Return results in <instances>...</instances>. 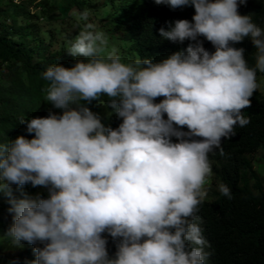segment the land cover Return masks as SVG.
Segmentation results:
<instances>
[{
	"label": "clouds",
	"instance_id": "obj_1",
	"mask_svg": "<svg viewBox=\"0 0 264 264\" xmlns=\"http://www.w3.org/2000/svg\"><path fill=\"white\" fill-rule=\"evenodd\" d=\"M154 2L194 7L191 21L159 29L173 43L191 41L186 49L125 62L88 23L67 48L84 59L42 73L44 101L62 112L22 117L31 138L0 142V193L13 214L6 235L13 246H34L31 264H206L198 212L213 175L209 153L223 156L222 141L250 123L243 112L264 73V29L239 13L247 0ZM245 38L255 67L232 46ZM93 101L115 112L117 128L87 106ZM27 184L46 188L47 198L25 193ZM219 191L232 199L226 185ZM105 233L118 241L112 257Z\"/></svg>",
	"mask_w": 264,
	"mask_h": 264
},
{
	"label": "trees",
	"instance_id": "obj_2",
	"mask_svg": "<svg viewBox=\"0 0 264 264\" xmlns=\"http://www.w3.org/2000/svg\"><path fill=\"white\" fill-rule=\"evenodd\" d=\"M59 6L66 11L59 12ZM238 10L241 15H251L264 29V0H247ZM84 11L88 12L87 20L82 18ZM194 14L192 6L172 9L154 0H0V142L7 143L18 135L31 138L26 126L19 123L22 117L62 112L44 101L47 82L42 73L51 65L71 67L84 59L69 55L67 48L88 23L96 31L101 27L131 40L130 47L133 41L138 58L160 61L186 49L191 41L173 43L160 37L159 29L167 30L169 22L179 19L191 21ZM199 39L209 52L215 51L210 42ZM232 46L244 48L249 66L255 67L257 50L251 38ZM251 100L252 106L243 112L250 123L237 126L235 134L222 141L223 156L219 150L209 153L213 175L208 180V199L198 212L203 236L210 245L205 248L210 254L206 264H264V93L257 89ZM98 104L93 101L87 106L94 110ZM121 122L113 111L104 124L115 129ZM256 150L261 151L263 173L253 164L251 154ZM220 184L229 187L232 199L220 193ZM104 236L109 254L115 255L118 241L107 233ZM33 247L29 245L27 253Z\"/></svg>",
	"mask_w": 264,
	"mask_h": 264
},
{
	"label": "rangeland",
	"instance_id": "obj_3",
	"mask_svg": "<svg viewBox=\"0 0 264 264\" xmlns=\"http://www.w3.org/2000/svg\"><path fill=\"white\" fill-rule=\"evenodd\" d=\"M59 12L64 13L66 9L62 6L58 7ZM42 22V21H41ZM97 31H102L108 38V49L115 47L118 50V54L122 57L125 62L134 61L138 58L137 53L135 51V43L132 41L130 47L129 39L122 38V36H118L115 33H108L101 27L97 29ZM257 82L260 84L258 88L262 93H264V73L259 72L257 74ZM94 113H97L102 122L105 123L109 120L110 115L113 110L105 105L98 104L96 109L92 110ZM260 150L254 151L251 156L253 158V164L256 169L260 172L263 170L262 163L260 161ZM263 173V171H262ZM261 173V174H262ZM13 195L19 199L22 198L21 192L16 188L15 185L12 186ZM23 191L30 196L40 195L43 198H47L48 190L43 187H31V188H24ZM209 196V195H208ZM7 209L4 211V208ZM11 205L9 204V198L0 193V261H12V260H20L17 264H31L32 261L35 260L34 252L27 253V249L29 248V244L23 243L21 247L13 246L11 243V239L6 235L9 227L13 223V214L9 212V208ZM110 257L114 256L109 254Z\"/></svg>",
	"mask_w": 264,
	"mask_h": 264
}]
</instances>
